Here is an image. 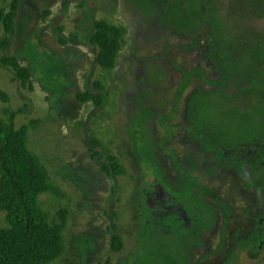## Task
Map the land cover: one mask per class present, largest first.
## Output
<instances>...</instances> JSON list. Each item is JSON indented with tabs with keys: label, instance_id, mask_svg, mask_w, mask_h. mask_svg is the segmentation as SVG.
I'll list each match as a JSON object with an SVG mask.
<instances>
[{
	"label": "rangeland",
	"instance_id": "1",
	"mask_svg": "<svg viewBox=\"0 0 264 264\" xmlns=\"http://www.w3.org/2000/svg\"><path fill=\"white\" fill-rule=\"evenodd\" d=\"M15 1L2 55L30 78L0 67V119L37 122L29 149L63 194L39 198L51 224L67 211L51 264H264V0ZM97 21L123 31L109 70L87 40ZM219 22L230 79L212 53ZM109 157L124 175L102 171Z\"/></svg>",
	"mask_w": 264,
	"mask_h": 264
},
{
	"label": "trees",
	"instance_id": "2",
	"mask_svg": "<svg viewBox=\"0 0 264 264\" xmlns=\"http://www.w3.org/2000/svg\"><path fill=\"white\" fill-rule=\"evenodd\" d=\"M15 4L13 0L7 13L0 11V23L6 35L12 32ZM211 28L214 61L222 78L230 79L236 67V58L228 51L223 22ZM122 38L123 31L119 28L105 21L94 23L93 33L87 40L97 49L96 62L100 68L109 70L114 66ZM8 48L9 40L6 37L0 38V67L10 70L14 79L24 86L30 73L20 68L15 58L2 55ZM76 98L81 102L92 101L96 105L102 103L100 95L85 93ZM17 113L10 112L6 120L0 119V214H4L7 224L0 229V264H51L65 251L62 235L67 211L60 209L57 212L58 223L51 224L41 209L39 198L43 194H51L56 198H63V194L52 182L45 166L29 149V134L37 122L32 121L16 129L14 119ZM102 171L107 176L125 174L112 157L108 158V164L102 166ZM256 182L264 189V177ZM161 203L164 205V200ZM163 210L167 211L164 207ZM111 243L113 252L118 253L121 249L120 239L114 236Z\"/></svg>",
	"mask_w": 264,
	"mask_h": 264
},
{
	"label": "flooded vegetation",
	"instance_id": "3",
	"mask_svg": "<svg viewBox=\"0 0 264 264\" xmlns=\"http://www.w3.org/2000/svg\"><path fill=\"white\" fill-rule=\"evenodd\" d=\"M159 196H160V194H159ZM161 198H162V196H160ZM161 200H164V199H161Z\"/></svg>",
	"mask_w": 264,
	"mask_h": 264
}]
</instances>
